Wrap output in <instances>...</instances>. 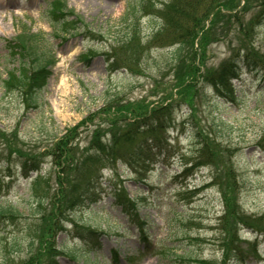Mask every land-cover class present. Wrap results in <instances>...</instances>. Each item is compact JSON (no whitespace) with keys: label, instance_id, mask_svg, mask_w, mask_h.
I'll return each mask as SVG.
<instances>
[{"label":"rangeland","instance_id":"1","mask_svg":"<svg viewBox=\"0 0 264 264\" xmlns=\"http://www.w3.org/2000/svg\"><path fill=\"white\" fill-rule=\"evenodd\" d=\"M50 1L0 0V132L8 143L17 133L21 144L43 151L54 139L75 128L67 135L79 149L91 144L93 148L104 146L127 120L138 121L130 120L123 108L118 112L121 115L113 112L116 106L106 104L110 97L115 95L118 105L129 101V113L145 104L151 109L165 98L166 103L171 98L176 103L167 124H158L155 133L142 136L161 139V152L139 173L123 161L113 170L102 169L100 201L75 209L66 218L64 230L52 236L50 247L44 243H35L32 249L28 246L32 225H42L39 216H31L29 209L43 196L44 188L32 187L31 179L21 175L18 162L13 160L7 167L6 158L0 157V207H11L18 213L13 221L0 224L1 246L20 239L19 252H8L1 264L10 260L11 264H264V73L243 70L233 81L234 100L218 96L197 78L190 110L177 99L179 89L173 86L176 66L172 49L160 48L157 41H151L161 22L158 14L170 0H66L67 8L80 17L87 34L81 35L78 29L75 35L63 38L52 37L42 16ZM231 1L232 6L238 4ZM239 2L235 10L220 8L217 18L231 16L229 27H224L223 19L207 30L213 17L210 14L204 18V29L193 42L198 74L217 69L245 45L244 39L237 41L235 37L238 29L247 33V42L250 40L253 48L250 54L264 64L261 0ZM252 21L259 25L251 26ZM240 22L250 25L243 28L238 26ZM23 25L34 33L50 35L49 53L56 61L38 94L37 108H27L16 91L6 92L2 87L7 72L18 67L7 55V42ZM220 27L224 29L216 42L214 31ZM128 30L136 43L118 49V54L127 67L131 59V67L135 65L139 72L119 69L109 75L106 55L112 54L110 48L129 34ZM226 34L229 37L222 39ZM139 41L141 46H137ZM177 71L180 73V68ZM137 101L143 102L134 104ZM89 116L93 118L88 121ZM5 142L0 138V151L4 153ZM128 149L126 145L123 151ZM49 161L46 159L41 173L50 188L45 212L57 188V170ZM118 184L138 204L145 242L112 204L110 190ZM228 189L232 193L227 196L225 214L222 196ZM29 226L27 233L25 228ZM87 227L98 234L85 238L82 229ZM227 230L232 234H226Z\"/></svg>","mask_w":264,"mask_h":264},{"label":"trees","instance_id":"2","mask_svg":"<svg viewBox=\"0 0 264 264\" xmlns=\"http://www.w3.org/2000/svg\"><path fill=\"white\" fill-rule=\"evenodd\" d=\"M237 2V5L234 4L232 6L230 5L232 3L231 0H170L163 11L158 14L161 23L154 30L151 41H157L156 43L160 48L167 47L172 49V61L176 66V73H173L172 78L175 83L173 86L179 89L176 93L177 99L182 100L190 110L194 106V96H192L191 91L196 88V84L199 81L197 78L202 79V82L211 87L218 96L234 100L233 81L240 78L243 70L264 73V64H261L260 60L256 59L249 52L253 48L250 45V40L247 42V33L243 34L245 30L239 31V29L237 31L238 36L235 37L237 41L240 38L241 41L244 39L243 43L245 45L239 48L235 54L223 62L217 69L212 71L206 70L203 74H198V68L195 67L194 61L196 60L197 53L194 51L193 42L199 32L204 29V18H208L210 14L213 17L209 22L207 30L217 27L223 19L225 20L224 27L227 25L229 27L232 23L231 16L222 15L223 18L217 17L221 12V7L226 11H230L233 7L235 10L240 4L239 0ZM259 7L261 8V17L264 18V0H261ZM42 16L51 28L52 37L54 38H63L67 34L75 35L78 29L82 30L81 35L87 34L83 28L86 26L73 9L67 8L65 0H51ZM237 22L234 19V24H238ZM258 23V21L256 23L252 21L251 26L255 27L259 25ZM241 25L245 28L250 24L244 25L240 22L238 26ZM235 26V30H237L238 26ZM222 29L224 28L220 27L217 31H214V41H219L220 38L218 36L221 34L220 31ZM129 30L127 31L130 32L129 34L125 33L115 41L117 44L110 48L112 54L106 55L107 72L109 75L119 69L127 70L130 73L139 72V68L135 65L131 67V59L127 61L129 62V66L127 67L124 65L126 60H124L121 54H118V49L123 50V48L129 47V45L132 47L136 43L135 36L131 35L133 33ZM227 37H229V34L221 36L222 39H226ZM49 38L50 35H47L45 32L39 31L34 33L30 27L23 25L19 34L7 42V55L13 62L17 63L18 67L7 72L6 78L2 80V87L6 92L16 91L27 108H37L40 105L38 94L45 87L51 75L50 67L56 62L53 60L54 54L50 55L49 53ZM203 39L206 42L207 38ZM138 45H140V41ZM114 48H117L116 52L113 50ZM135 53L140 55L138 54L140 51L135 50ZM177 68H180V73H178ZM182 85L184 87L180 90ZM115 97L114 95L107 100V106L109 107L111 104L116 106L117 111L113 109V112L115 111L117 114H120L118 112H121V108H123L125 113L129 114L130 120L138 121L131 123L127 120L124 126H122L123 129L116 132L112 137V141L104 146L101 145L93 148L91 144L89 145L90 147L79 149L77 144H73V139L69 138L71 131L73 132L75 128L68 130L69 135L67 133L59 139H54L43 151L37 150L36 147L21 144L17 133L11 138V142H13L8 143V140L3 138V133L0 132V138L6 141L4 144L6 153H4V150H1L0 157L6 158L4 160L7 167L14 160L19 163L18 165L25 176L36 172L37 177L34 179L32 187L44 188V197L40 195V198L38 197L34 202V206L29 209L31 216H39L37 219L42 223L41 228H39V224H30V226L32 225L31 234H33V236L29 237L31 238L28 244L30 249L33 248L35 243L39 245L44 243L50 247L52 236L64 230L63 225L66 218L75 209L81 206H91L100 201L102 190L99 188V183L101 182L103 170H113L115 164L123 161L122 163L127 165L132 171L139 173L142 170L144 171L153 160L155 151L160 152L163 149L164 142L161 139L153 136L142 138V136L148 133H155L158 124H167L171 120V110L176 101H173L171 98L166 103L165 100L168 98H165L160 102V105H155L151 109H149L148 104H145L146 106L142 105L137 111L130 110L129 113V108L132 106L130 102L118 105L120 101ZM140 102L143 101L133 103L141 105ZM163 103H166L165 106H163ZM92 118V116H89L87 120L89 121ZM152 129L154 131H151ZM93 133H96V130ZM196 138H198L197 133ZM119 141L121 142L119 143ZM202 144L203 142L199 143L201 148L198 147V151L200 152L202 151ZM126 145L129 149L123 151ZM48 158L51 159L49 163L52 169L57 170V188L52 192L49 203L50 208L45 212L47 204V200L45 202V199L49 197L50 188L47 177L40 173ZM231 193L232 190L228 189L227 192L224 191L222 196L225 214L228 209L226 199ZM109 195L112 198V204L120 209V212L127 219L128 223L139 231L140 238L145 242L144 223L137 211L136 202L129 198L122 184L113 185ZM15 217H18V213L11 207H0V224L5 221H13ZM30 226L27 229L25 228V232H29ZM34 226L36 227L35 229ZM230 226L227 227L230 228ZM243 226L255 229L250 225L243 224ZM82 234L87 238L90 236L95 237L98 233L89 230V228H83ZM226 234L232 233L227 230ZM19 246L20 239L6 243L4 247L1 246L0 241V261L3 262L6 259L8 252L12 254L11 250H13V253L19 252ZM226 248L230 250L229 247ZM53 255L54 252L51 257ZM11 263H13L12 260L6 261L4 264Z\"/></svg>","mask_w":264,"mask_h":264},{"label":"bare ground","instance_id":"3","mask_svg":"<svg viewBox=\"0 0 264 264\" xmlns=\"http://www.w3.org/2000/svg\"><path fill=\"white\" fill-rule=\"evenodd\" d=\"M168 4H166V6H167ZM165 8V5L163 6V8H162V10ZM158 19H159V16H158ZM161 21V20H160ZM161 23V22H160ZM159 26V25H158ZM157 26V27H158ZM156 27V28H157ZM98 40H99V38H98ZM127 102V101H126ZM129 102V101H128ZM156 153L154 154V157L156 156V154L158 153L157 151H155ZM160 152H161V150H160ZM11 164V163H10ZM187 169H185V170H183V171H186ZM19 171H20V173H21V175L23 176V177H25V178H29V179H31L30 181H31V185H32V183H33V181H34V179L37 177V173L36 172H32V173H30L28 176H25L23 173H22V171H21V169H20V167H19ZM42 171H43V167H42ZM42 171H41V173H42ZM40 173V174H41ZM182 173H184V172H182ZM181 176V174L179 175V177ZM195 190V189H194ZM193 193H194V191H193ZM134 200V199H133ZM135 201V200H134ZM136 202V201H135ZM136 204H137V202H136ZM137 211H138V204H137ZM87 229V228H86ZM90 237H92V236H90ZM90 237H87V238H90Z\"/></svg>","mask_w":264,"mask_h":264}]
</instances>
